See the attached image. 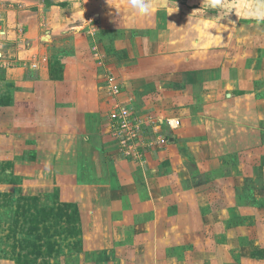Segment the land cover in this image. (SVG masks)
<instances>
[{
	"label": "crops",
	"instance_id": "1",
	"mask_svg": "<svg viewBox=\"0 0 264 264\" xmlns=\"http://www.w3.org/2000/svg\"><path fill=\"white\" fill-rule=\"evenodd\" d=\"M206 3L149 0L151 15L139 17L128 0H0V151L25 154L47 140L71 163L99 142L100 152L88 156L94 175L103 172L97 195L86 197L91 213L110 214L119 227L152 229L154 239L161 232L164 242L173 237L174 216H186L179 224L185 232L201 228L192 167H205L206 148L198 136L220 144L228 166L236 165L231 150L238 147L264 158V44L247 46L250 38L237 35L232 25L247 21L242 14L231 16L221 36L223 12L206 15ZM111 73L121 84L117 96L106 89ZM116 104L151 117L168 143L140 158L123 156L110 134ZM104 110L106 139L96 142ZM167 119L179 125L171 128ZM173 193L186 198L183 210L147 218L144 202Z\"/></svg>",
	"mask_w": 264,
	"mask_h": 264
},
{
	"label": "rangeland",
	"instance_id": "2",
	"mask_svg": "<svg viewBox=\"0 0 264 264\" xmlns=\"http://www.w3.org/2000/svg\"><path fill=\"white\" fill-rule=\"evenodd\" d=\"M257 2L225 0L226 6L235 7L230 18L234 14L245 16ZM246 20L232 25L237 35L250 38L247 46L263 45L264 22ZM106 114L104 110L95 128L96 142H105ZM2 120L6 126L8 114ZM3 137L1 134L0 146L6 145ZM198 137L206 148L205 167L193 165L192 173L199 176V184L194 186L200 194L202 227L194 224L197 229L185 232L179 224L187 220L186 216H174L170 222L176 227L167 242L159 239L161 232L154 239L152 229L119 227L110 214L91 213L88 209L92 197H86L97 195L93 188L100 183L96 179L101 180L103 173L95 176L89 167L88 156L100 152L96 147L99 142L92 152L78 151L71 163L67 151L64 153L56 143L47 140L25 154L20 150H1L0 264H264V158L255 151L245 155L246 149L238 147L231 150V160L236 165L228 166V160L222 158L223 151L218 150L222 148L220 144L212 147L206 144V135ZM218 156L220 163L215 167L209 165V158L216 160ZM185 175L188 171H184ZM174 195L144 202L147 218L170 217L166 211L176 212L180 206L183 210L186 198ZM113 206L117 211L120 204L115 202ZM188 221L195 223L190 217Z\"/></svg>",
	"mask_w": 264,
	"mask_h": 264
},
{
	"label": "built area",
	"instance_id": "3",
	"mask_svg": "<svg viewBox=\"0 0 264 264\" xmlns=\"http://www.w3.org/2000/svg\"><path fill=\"white\" fill-rule=\"evenodd\" d=\"M106 89L110 96H117L121 91V84L112 73L106 77ZM108 118L112 141L125 157L140 158L143 151L153 150L166 142V136L151 117H139L125 105H114ZM166 123L171 128L179 125L177 119H167Z\"/></svg>",
	"mask_w": 264,
	"mask_h": 264
},
{
	"label": "clouds",
	"instance_id": "4",
	"mask_svg": "<svg viewBox=\"0 0 264 264\" xmlns=\"http://www.w3.org/2000/svg\"><path fill=\"white\" fill-rule=\"evenodd\" d=\"M128 3L134 15L139 17H146L151 15L149 0H128ZM205 8L213 10L223 9V15H221L219 20L217 21V31L222 36L224 32H227L229 30L233 23V20L230 18V14L233 12L235 13V7L226 6L225 0H207ZM244 18L254 20L257 23L264 22V0H258L255 5L250 6ZM222 21H226V23ZM33 67L36 66L33 65Z\"/></svg>",
	"mask_w": 264,
	"mask_h": 264
},
{
	"label": "trees",
	"instance_id": "5",
	"mask_svg": "<svg viewBox=\"0 0 264 264\" xmlns=\"http://www.w3.org/2000/svg\"><path fill=\"white\" fill-rule=\"evenodd\" d=\"M205 13H206V15H217V14H220V11L219 10H217V9H215V10H213V9H207V10H205ZM33 199H36V197H33ZM24 219H25V217H24ZM22 221V220H21ZM22 223H24L23 221H22ZM29 244V242H26V245H28ZM22 246H24V245H22ZM50 246H52L51 244H50ZM36 247L37 248H39L40 247V245L39 244H36ZM38 253H40V254H43V252H38ZM24 258H26V256H23ZM23 262V261H22ZM29 261L27 260V263H28ZM21 264V263H20Z\"/></svg>",
	"mask_w": 264,
	"mask_h": 264
}]
</instances>
